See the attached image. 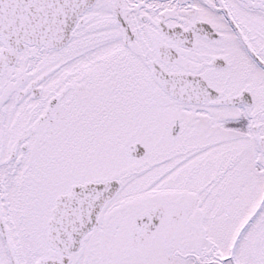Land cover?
<instances>
[{
    "label": "flooded vegetation",
    "instance_id": "1",
    "mask_svg": "<svg viewBox=\"0 0 264 264\" xmlns=\"http://www.w3.org/2000/svg\"><path fill=\"white\" fill-rule=\"evenodd\" d=\"M98 1L95 0L84 12L82 21L75 26L72 37L64 48L46 50L36 46H25L13 61H7L0 67V112L2 110L4 112L3 117L0 118V128L8 127L12 131L14 127L27 126V129L22 128L20 131L16 129L12 133V139L13 135L16 139H13L15 144L10 155L16 157L17 162L21 161V157H18L19 150L22 154L27 151L28 145L24 142L31 135L37 141L34 151H41L43 140L56 128L68 126L73 119L75 121L79 117H84L89 119L90 125L92 121L108 119L112 123L115 121L113 124L117 128L116 122L120 117L123 116L121 121L127 126V122L134 117L136 110H138L136 124L143 126V133L141 137H137L139 138L137 141L129 144L127 152H132L133 149L136 155H146L147 147L143 142L154 139L152 134L158 132L159 141L175 142L174 152L172 149L167 150L161 154L163 157H176L178 154L186 155L187 158L198 157L201 152H205V156L209 157L211 151H207L206 148L211 136L210 132L201 130L205 133H198L191 127L192 118L195 117L192 111L197 110L203 116L211 115L215 111L223 114L219 119L210 117V125H215V120L218 119V124L224 130L233 129L243 138L253 141L251 144L253 157L264 154V132H261V122H264V0H204L207 7L205 11L200 10L199 0H106L107 5L112 9L111 15L115 20V29L117 27L116 31L121 37L122 48L126 50V57L120 60V67L124 64L127 69H121L120 72L118 69L106 71L113 63L106 65L100 75L95 76L98 77V81L95 80L94 85H86V81L85 85L78 87L70 84L67 50L75 41L79 47L88 42L86 38L88 31L95 29L99 24L94 19ZM120 2L122 5L119 7ZM208 13L216 14L218 20L213 17L217 22H212L208 16H204ZM224 30L227 31L228 36H224ZM98 32L99 30L95 36H98ZM99 39L100 36L97 37V40ZM1 48L0 40V51ZM134 56L139 57V63H136ZM154 68L161 69L167 76H177L178 91L182 97L200 89L204 98L197 101H188L187 97L184 98L185 101L176 98L158 83L152 72ZM56 76L60 77L57 81ZM220 76H230L228 84L221 85L217 81ZM111 81L122 83L127 81L122 95L117 92L110 93L111 89L107 91L109 86L102 84ZM151 83L167 100H171V103L176 105L175 115L165 117L162 113H151L155 103L150 100L149 94L146 97L141 92H147ZM71 92L73 95L78 93L80 100L71 96ZM81 95L83 97H80ZM75 104L77 109H80L76 113ZM105 106H109V110H106ZM187 113L189 118L185 117ZM145 127H148L149 133H146ZM22 140L23 143L20 142ZM110 141L112 148L116 150L118 140L112 136ZM180 164H183L182 160ZM189 164L188 174H194L198 159L192 160ZM222 172L225 174L226 167ZM112 179L120 181L117 177L86 181ZM2 180L0 179V206L7 202V191L10 190L8 185L3 186ZM73 184H70L63 193L68 192ZM53 187L54 183H51L50 188ZM196 191L197 187L193 186L190 187V191H183L181 188L174 199L167 197L132 199L131 202L116 205L111 208V212H107L112 198L98 213L96 223L83 235L78 250L63 264H76V260L81 258L84 264H91L90 261L96 258L101 262L102 259L108 260L111 264H124L144 258L146 255L142 257V251L146 253L149 250L140 247L139 243L148 240L153 231L156 233L163 231L165 234L167 227L171 228L169 232L174 231L171 234L178 231L180 235L190 232L193 241L199 234L204 239L208 238L209 236L206 235L208 230L203 226L200 227L201 229L196 226L199 212L200 216L204 215L198 207L202 202H196ZM56 197L49 207L47 217L40 219V237L38 234L36 237L43 247L44 254L37 260L43 257L61 259V254L53 250L46 240L48 221ZM263 199L264 194L260 204L253 209L246 220L245 204L240 206L239 211L245 221L238 226L239 229L234 233L232 243L227 244L229 255L219 258L220 261L221 258L228 257L221 261L223 264H240L235 262V254L243 248L242 241L246 230L262 211ZM216 200L212 193L211 209L208 208L210 213L206 214L212 221L216 214L214 211ZM229 201L230 199L223 201L222 204L217 203L218 206H225L222 212L225 226L230 217ZM122 209L128 216L121 224L119 218L111 222V224L115 223V229L120 226L122 243L118 247L113 246L110 254L104 255L100 240L104 237L102 226L105 222L103 220L105 212L115 218L114 215L122 212ZM166 220L170 224L164 228L162 222ZM122 224H128L127 231L126 227L121 229ZM5 226L7 239L1 224L0 235L4 239L3 247L7 251L8 264H20L18 247H24L20 239L21 232L17 227H13L11 234L9 220L7 225L4 220V228ZM182 227H187L186 231ZM112 233L117 234V231L112 229ZM185 247L183 244L176 246L175 254H179L180 258V254H190L191 258L197 261L199 247L196 244L191 250ZM251 248L255 249L252 246ZM218 249L220 253L225 254L221 247ZM215 262L217 261L213 259L212 263L216 264Z\"/></svg>",
    "mask_w": 264,
    "mask_h": 264
},
{
    "label": "rangeland",
    "instance_id": "2",
    "mask_svg": "<svg viewBox=\"0 0 264 264\" xmlns=\"http://www.w3.org/2000/svg\"><path fill=\"white\" fill-rule=\"evenodd\" d=\"M121 5L122 2L119 3V7ZM198 5L200 10H207L204 0H199ZM111 12L112 9L107 5L106 0H99L94 17L99 24L97 23L95 29L88 31L86 37L88 42L79 47L75 41L72 44L73 47L69 46L67 50L69 51V59H67L69 61L70 84L79 87L87 81L86 85H94V81H98V77L95 76L100 75L102 69L112 63L106 71L118 69L120 72L121 69H127L124 64L120 67V60L125 59L126 50L122 48L121 37L116 31L117 27L115 29V20ZM210 13L204 16H208L212 22H217L215 20V18L218 20L216 14ZM98 30L99 40H97L98 36H95ZM224 32V36H228L227 31L224 30ZM72 49L76 50L73 51ZM134 57H136V63H139V57ZM125 61L127 62V60ZM141 67L145 68V66ZM55 78L57 81L60 77L57 78L56 76ZM217 81L221 85L228 84L230 76H220ZM102 84L109 86L107 91L111 89L110 93L117 92L122 95L127 81L123 83L111 81V83ZM126 89L129 90L128 87ZM79 91L78 89L77 92ZM72 92L71 96L80 100L78 93L73 95L74 92ZM141 92L146 97L149 94L150 100L155 103L151 113H162L165 117H170L177 112L176 105L171 103V100H167L153 83L147 92ZM96 97L98 98L97 95ZM104 108L109 110V106ZM74 109L75 113L80 110L77 109L76 104ZM117 109L120 112L118 107ZM3 113L2 110L0 118L3 117ZM137 114L138 110H136L134 117L127 122V126L121 121L123 116L120 117L116 122L117 128L113 124L115 121L112 123L108 119L92 121V125L89 124V119L84 117H79L75 121L73 119L68 126L56 128L50 136L44 139L41 151H34L37 141L31 135L25 142L24 140L20 141L28 145L26 152L23 154L21 150L18 152V157H21L20 162H17L16 157L10 155L15 144L13 139H16L14 135L12 139V133L16 129L19 131L22 128L27 129V126L20 125L14 127L12 131L8 127L0 128V179H3V186L8 185V188L10 187V190L7 191V202L0 206V215L3 216L6 225L9 220L11 234L13 227H17L21 232L20 239L24 247H18L20 264H35L37 258L44 254L36 234L40 237V219L47 217L49 207L58 194L66 191L69 185L73 183L110 177L119 178L122 185L116 195L112 197L113 199L111 198L112 202L108 205L107 212H111L116 205L129 203L132 199L137 198L167 197L174 199L181 188L183 191H190V187L196 186V202H202H199L198 207L204 213L203 216H200L199 212L196 226L198 229L203 226L208 230L206 234L209 236L208 238L205 237L204 239L199 234L193 241L190 232L180 235L178 231L171 234L174 231H168L171 229L167 227L170 222L166 220L162 222L164 228L167 227L165 234L163 231L162 233L153 231L148 240L139 243L140 247H146V250H149L146 253L142 251V257L146 256L128 262L134 264H213L211 260L216 259V264H223L218 257L229 255L227 244L232 243L234 233L239 229L238 226L251 215L253 209H256L264 194V154L256 158L253 157L252 140L243 138L233 129L231 131L224 130L217 122L223 114L215 111L211 115L203 116L197 110H193L192 115L195 117L191 121L192 129L198 133L203 132L201 130L210 132L211 136H209V143L206 148L207 151H211L209 157L205 156V152H201L198 157L190 156V158H187L186 155L180 156L181 154L176 157H163L162 153L171 149L174 152L176 147L173 145L175 142L159 141L158 132L152 134L154 139L143 142L147 147L146 155L137 157L132 152H127L129 144L137 141L139 139L137 137H141L140 135L143 133V126L136 124ZM187 116L188 113L185 117L189 118ZM210 117L218 118L215 120V125H210ZM145 128L146 133H149L148 127ZM261 132H264V122H261ZM35 134L37 133L35 132ZM112 136L118 140L116 150L112 148V141H110ZM195 159H198L197 169H194V174H188L189 163ZM181 160L183 164H180ZM224 167H226L225 174L222 172ZM15 172L17 173L15 174ZM51 183H54L53 188H50ZM176 187L177 190H175ZM209 191H212L217 199L214 206L216 212L214 221L206 215L210 213L208 208L211 207L212 203V193ZM228 199H230L228 202L230 217L225 226L222 214L225 206H218L217 203L222 204ZM244 204L247 215L245 220L242 219L239 211L240 206ZM122 210V212L114 215L115 218L105 212L103 218L105 222L102 226L104 237L100 240L104 255L110 254L113 246L118 247L122 243L120 226L117 230L115 223L111 224L117 218L121 224L128 216L124 209ZM124 227L127 231L128 224H122L121 229ZM187 227H182V229L186 231ZM111 228L115 232L117 231V234L112 233ZM235 229L236 231H234ZM3 244L4 239L0 235V264H8V255ZM180 244L185 245L188 250L193 249L194 244H196L200 249L197 261L193 260L190 254H180L181 258L179 254H175L174 249ZM242 246L243 248L235 254L236 263L264 264V199L262 211L246 230ZM218 247H221L225 254L220 253ZM75 263L84 264L82 258L76 260ZM90 263L111 264L108 260L102 259L101 262L98 258L90 261Z\"/></svg>",
    "mask_w": 264,
    "mask_h": 264
},
{
    "label": "water",
    "instance_id": "3",
    "mask_svg": "<svg viewBox=\"0 0 264 264\" xmlns=\"http://www.w3.org/2000/svg\"><path fill=\"white\" fill-rule=\"evenodd\" d=\"M93 2L94 0H0V37L4 44L0 66L15 57L25 44L43 46L46 49L65 46L79 17ZM155 75L168 92L178 98L182 97L175 76L162 73ZM118 188L117 180L86 183L74 186L68 195L58 197L49 230L50 245H68L71 247L70 252L74 251L85 231L96 222V215L102 205ZM41 262L42 260L39 264Z\"/></svg>",
    "mask_w": 264,
    "mask_h": 264
}]
</instances>
